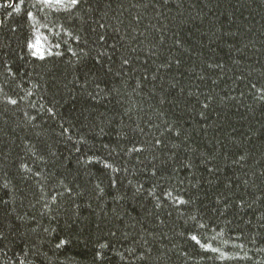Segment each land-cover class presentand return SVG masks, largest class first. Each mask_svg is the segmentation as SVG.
I'll list each match as a JSON object with an SVG mask.
<instances>
[{
  "label": "trees",
  "instance_id": "16d2710c",
  "mask_svg": "<svg viewBox=\"0 0 264 264\" xmlns=\"http://www.w3.org/2000/svg\"><path fill=\"white\" fill-rule=\"evenodd\" d=\"M0 264H264V0H0Z\"/></svg>",
  "mask_w": 264,
  "mask_h": 264
},
{
  "label": "snow or ice",
  "instance_id": "6c2138e0",
  "mask_svg": "<svg viewBox=\"0 0 264 264\" xmlns=\"http://www.w3.org/2000/svg\"><path fill=\"white\" fill-rule=\"evenodd\" d=\"M21 2H23V0H21ZM45 2H50V0H45ZM57 2H59V0H57ZM72 4H76L78 3V0H71ZM29 16H31V13H28ZM31 47H36L35 45H30ZM43 50L40 48H36V50L33 52V55H37V54H42ZM12 103H15V101H12ZM193 239H196V237H193Z\"/></svg>",
  "mask_w": 264,
  "mask_h": 264
}]
</instances>
